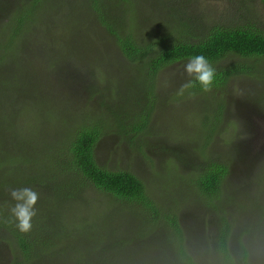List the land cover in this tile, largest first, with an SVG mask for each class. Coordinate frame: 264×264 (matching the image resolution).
Masks as SVG:
<instances>
[{
  "label": "rangeland",
  "instance_id": "rangeland-1",
  "mask_svg": "<svg viewBox=\"0 0 264 264\" xmlns=\"http://www.w3.org/2000/svg\"><path fill=\"white\" fill-rule=\"evenodd\" d=\"M8 1L0 0V6ZM68 3V11L65 12L58 5L56 13L55 9L43 11V19L50 23L56 21L57 29L47 33L38 31V34L15 40L20 45L16 48L23 52L11 54V62L7 63L10 70L6 73L10 82L12 76L21 78V82L25 79L13 88L24 85V89L27 87L31 92H41L43 97L53 91L57 94V106L52 102L44 104L39 114L27 112L32 108L31 97L15 102L7 99V106L0 103L10 115L14 110L18 111L13 128L8 130L15 133L18 128L20 133L15 135L18 138L21 136L22 144L28 150L25 156L18 154L14 157L16 154L13 152L1 160L7 167L11 164L22 170L20 174L14 172V180H11L8 177L11 170H4L0 163L3 166L0 167V180L5 179L3 184L7 187L0 195L7 198H11L10 190L17 189L19 185L32 190L37 187V182H32V173L39 169L41 163L36 162L38 155L35 151L52 150L57 139L65 137L72 129L84 109L83 105L77 106L78 103H70L73 100L65 99L68 94L75 93L68 90L73 86L72 82L80 83L78 92L85 93L89 82L101 83L111 77L114 81L123 82L125 78L137 75L139 63L131 64L122 57L108 30L95 14L81 13L88 1L68 0ZM146 3L155 8L147 5L143 10L139 6L137 11H133L135 32L138 40L143 42H154L164 33L182 36L183 32L175 34L173 28L180 21L187 23L186 30L190 34L184 38L190 41L203 39L210 26L216 24L235 27L253 24L264 32V0H147ZM70 15L73 20H69ZM55 16L59 20H54ZM8 18L7 14L0 12V33H10ZM92 32L99 37L97 41L101 48L93 47ZM159 49L157 47L156 50ZM21 55H24V63L19 61ZM239 61L261 72L231 77L225 87L208 92L209 99L205 94L193 93L190 89L179 94L181 84L189 79L183 70L188 61L162 69L156 77L154 94H158L164 102L160 101L159 108L154 111L152 132L144 137L148 138L147 144L153 146L150 145L149 155L125 152L126 146L110 136L103 138L96 150L98 164L110 170H129L137 174L158 206L164 210L171 208L179 214L185 235H173L168 226L161 223H151L141 233L139 227L143 226L145 217L149 218L151 212L144 213L139 205L131 208V205H125L96 188H83L91 199L87 205L90 211L85 212L90 213L87 222L76 219L74 213L65 212L59 217L63 225L60 220L53 219L50 212V220L45 221L47 232L64 227L69 232L65 238L72 235L75 239L73 243L76 247L69 251L68 260H62L65 257L63 252L57 254L55 259L59 264H82L78 258L81 255L85 257V254L88 264H102L95 256L101 248H108L112 253L108 258L110 262L103 264H189L187 258L179 254L183 249L195 264H231L229 257L234 264H264V60L256 66L255 59L231 57L228 61H221L220 67L226 68ZM5 71L0 73L1 78H4ZM142 79L143 76H139V80ZM0 89L6 93L9 88ZM91 101H94L93 97ZM9 102L12 107H8ZM218 102H224L226 110L214 129L209 146L212 150L215 147L221 158L231 161L233 175L230 183L222 189L223 198L213 205L200 193L194 192L186 182L188 173L182 168L194 157H200L197 148L205 145V126L202 123L205 111L210 112L213 103ZM69 117L73 120L69 121ZM213 120L215 117L211 116L210 124ZM172 147H176L189 161L183 157L179 164L176 157L159 152ZM197 161L198 158L194 163ZM36 173L38 175L40 171ZM18 177L21 179L15 181ZM72 177L65 174L62 179ZM53 213L55 217L57 212ZM225 224L226 235L230 239L228 255L221 252L219 245V236ZM127 238L129 243L123 242ZM70 253H75L78 258L73 259ZM98 259L103 260V254ZM22 262L21 258L12 257L9 247L0 242V264Z\"/></svg>",
  "mask_w": 264,
  "mask_h": 264
},
{
  "label": "trees",
  "instance_id": "trees-1",
  "mask_svg": "<svg viewBox=\"0 0 264 264\" xmlns=\"http://www.w3.org/2000/svg\"><path fill=\"white\" fill-rule=\"evenodd\" d=\"M85 1H88V4L85 9L80 10L81 13L91 16L95 14L98 21L108 30V34L113 38L122 57L131 64L139 63V68L140 66L141 68H138L137 75L133 74L132 78H125L123 82L121 80L114 81L112 77L101 83L89 82L85 93L78 92L80 83L72 82L73 86H70L68 90L75 91V93L68 94L65 99L73 100L70 103H78L77 106L83 105L84 109L79 113L72 129L65 137L57 139L52 150L35 151L38 155L36 162L41 163L39 169L35 168V170L40 171V175H37V170L32 173V182L35 184L37 182V187L33 190L39 194V200L36 205L37 216L32 221L33 227L30 232H21L17 227V221L10 211V205H14L15 201H12L10 197L0 195V242L9 247L12 257L21 258L23 264H59L55 259L59 252L65 254L62 260H68L69 251L76 247V244L73 243L75 239L72 235L65 238L69 232L64 227H58L52 233L47 232L45 221L50 220L49 212L53 219L58 220L65 212L74 213L76 219L79 218L87 222L90 213L85 214V212L90 211L87 209V205L91 199L83 188H96L125 205H131V208L139 205L144 213L151 212L149 218L145 217L143 226L139 227L141 233L151 223H161L168 226L173 235L183 234L184 236L183 222L179 214L174 213L171 208L164 210L158 206V203L148 195L144 181L137 174L129 170H110L98 164L96 150L99 148L101 140L110 136L115 142L123 143L126 146H124L125 152L138 153V156L147 157L149 155L151 144H147L148 138L144 137L152 132L154 111L159 108L160 101L164 102L158 94H154L156 77L162 69L177 62H187L196 55H204L216 69V80L211 90L214 91V89L225 87L231 77L261 72L259 69L256 71L254 66L241 61L222 68L220 67L221 61H228L231 57H239L240 60L255 59L257 66L264 60V32L253 24L236 27L216 24L210 26L203 39L200 37L190 41L184 38L190 34L186 30L187 23L184 24L183 21H180L179 25H175L173 28L176 30L175 34L183 32L182 36L180 34L181 37L164 33L154 42H143L138 40L137 32H135L136 22L133 18L135 13L133 11H137L139 6L143 7V10L147 5L150 8H155V6L146 3L147 0ZM78 2L81 3L82 0H78ZM57 5L62 12L68 11V0L60 2L58 0H9L6 5L0 6V12L9 17L7 27L11 29L8 34L0 33V73L2 74V70H6L4 78H1L0 74V88H9L6 93L4 89H0V103L6 105L7 99L15 102L18 99L24 100L26 96L27 98L31 97L32 108L30 107L27 111L31 114H39V110L44 104L52 102L57 106L55 91L43 97L41 92H31L27 87L24 89V85L13 88V86L25 82V79L21 82V78L12 76L10 82L7 78L9 74L6 73L10 70L7 69L10 67L7 66V63L11 62V54L23 52L16 48L20 45L15 40L38 34V31L47 33L57 29L56 21L50 23L41 16L43 11L53 10ZM72 17L70 15L69 20H73ZM53 19L59 20L57 16ZM191 23L193 24L192 21ZM91 38L93 47L101 48L96 33L92 32ZM157 47L160 49L156 50ZM20 58L19 61L24 63V55H21ZM72 71L76 73L74 70ZM139 76H143L142 81L139 80ZM194 83L195 86L190 88L191 92H201L207 96L208 92H204L198 82ZM91 97L94 98V101H91ZM41 98L42 102H40ZM206 99H209V96ZM60 100L63 101L64 98L60 97ZM9 104L8 107H12L13 104L10 102ZM224 110H226L224 102H218L213 103L210 112L205 111L202 121L205 126L203 131L205 145L197 148L200 152L197 163H194V160H197L194 157L193 161L182 168V171L188 173L186 182L194 192L200 193V196L213 202V205H216L215 202L221 201L223 198L222 189L230 183L229 179L233 175L231 161L221 158L215 147L212 150L209 146L213 132H215L214 129L221 121V116L224 115ZM17 112L14 110L10 115L0 106V163L5 167L4 170H11L8 176L11 180H14V172L20 174L22 170L11 164L7 167V164L5 165L1 160L4 156L9 157L13 152L16 154L14 157L18 154L25 156V153L28 152L24 147L25 144H22L21 136L18 138L15 135L19 129L16 128L15 133L8 130L13 128ZM211 116L215 117V120L210 124ZM70 119L73 120L72 117L68 118L69 121ZM10 141L13 142V145H10ZM11 146L13 147L9 150ZM6 147L7 149H4ZM162 150L159 152L176 157L179 164L183 157L187 159V162L189 161L188 157L180 153L176 147L169 148V150L163 148ZM65 174L73 177L62 179ZM19 179L21 177L16 178L15 181ZM3 183H6L5 179L0 180V193H5L4 191L7 190ZM20 188L25 187L19 185L17 189ZM78 191L83 193H78ZM49 198L51 200L48 204ZM39 204H41L40 207ZM161 210H163L162 213ZM54 211L57 212L55 217L53 216ZM60 222L63 225L61 220ZM226 227L227 224L219 236L220 250L224 255H228L227 247L230 240L226 235ZM128 240L130 239H123V242L129 243ZM70 254L73 259L78 258L75 253ZM100 254H103V260L98 259ZM179 254L183 258L186 257L189 264H195L184 249L179 251ZM109 255L111 256L112 253L108 248H101L95 253L97 261L102 264L110 262ZM86 257L85 254V257L81 255L78 259H81L82 264H88ZM229 259L231 264H234V260L230 257Z\"/></svg>",
  "mask_w": 264,
  "mask_h": 264
},
{
  "label": "clouds",
  "instance_id": "clouds-1",
  "mask_svg": "<svg viewBox=\"0 0 264 264\" xmlns=\"http://www.w3.org/2000/svg\"><path fill=\"white\" fill-rule=\"evenodd\" d=\"M184 73L189 79L181 84L178 92L183 94L185 90L195 86L198 82L204 92H210L216 80V69L204 55H196L183 65ZM11 198L16 202L10 211L17 221V227L21 232L28 233L32 230L33 219L37 216L36 205L39 194L30 188L10 190Z\"/></svg>",
  "mask_w": 264,
  "mask_h": 264
}]
</instances>
